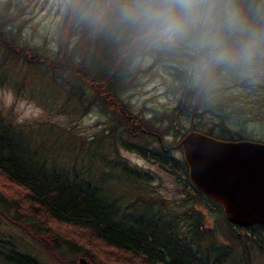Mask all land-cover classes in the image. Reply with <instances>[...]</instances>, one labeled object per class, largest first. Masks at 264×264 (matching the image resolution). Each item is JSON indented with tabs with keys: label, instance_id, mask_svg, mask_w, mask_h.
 <instances>
[{
	"label": "trees",
	"instance_id": "obj_1",
	"mask_svg": "<svg viewBox=\"0 0 264 264\" xmlns=\"http://www.w3.org/2000/svg\"><path fill=\"white\" fill-rule=\"evenodd\" d=\"M10 9L8 2L0 3V79L8 72L4 61L10 58L37 72L46 86L65 92L63 107L70 104L84 115L95 107L108 125L91 140L77 139L88 147L71 162L55 163L56 141L47 147L51 134L39 137L31 126L12 123L0 110V204L13 218L53 235L61 246L48 247L64 264H75L66 260L68 255H81L89 264H226L240 255L243 264H251L250 248L264 250V225L230 224L222 208L190 181L180 147L190 132L222 141H253L241 132L218 136L195 127L181 132L182 116L199 117L202 100L215 91L212 82L236 70L198 75L186 43L170 46L112 15L98 21L80 0H68L67 22L51 53L20 41ZM146 56L178 65L173 77L180 96L168 119L158 122L162 126L133 113L123 97L134 80V62ZM246 74L264 77V72ZM71 132L65 127L60 133L68 141L76 139ZM118 145L171 176L181 187L180 201L174 205L148 187L135 188L149 174L129 166ZM105 148L112 150L113 158L105 157ZM119 185L128 186L120 190ZM195 205L214 219L196 211ZM209 218L211 229L204 226ZM5 236L0 233V264H44Z\"/></svg>",
	"mask_w": 264,
	"mask_h": 264
},
{
	"label": "rangeland",
	"instance_id": "obj_2",
	"mask_svg": "<svg viewBox=\"0 0 264 264\" xmlns=\"http://www.w3.org/2000/svg\"><path fill=\"white\" fill-rule=\"evenodd\" d=\"M6 2L11 4L12 24L18 30L22 43L43 47L51 53L57 50L67 22L68 0H0L1 4ZM157 40L166 42L158 38ZM166 43L177 47V43ZM4 67L8 72L0 79L2 114L12 123L31 126L33 133L38 132L39 137L52 136L47 147L51 148L54 140L56 141V146H53L55 163L71 162L76 153L88 147L81 145L79 140H91L107 129L106 118L99 109L94 107L84 115L74 111L70 104L63 107L66 101L65 92L46 86L44 79L40 78L37 72L10 58L5 59ZM174 67L178 65L162 59L155 62L151 56L139 58L134 62V80L130 89L123 95L133 113L144 119H153L162 126V121L168 119L167 116H170L180 96L179 86L173 77ZM212 86L215 91L202 100L199 117L182 116L181 132L190 131L192 127L218 136L226 134V131L227 135L228 131L241 132L253 141L264 143V77L236 71L226 72L223 77L212 82ZM50 127L55 129L48 133ZM65 127H71V134L73 133L76 139L70 137L67 141L61 135L60 132ZM50 134L51 136H46ZM57 135H61L60 139ZM63 145L66 147H62ZM56 149L59 150L57 153ZM118 153L129 166L149 174V179L138 181L135 188L139 184L140 188L148 187V190L156 191L159 196L174 202V205L180 201L183 196L181 187L171 176L149 159L139 156L133 149L118 145ZM104 155L107 159L113 158L111 149L105 148ZM77 160L80 161L78 156ZM105 170L108 172V169ZM127 186L119 185L120 190ZM194 208L214 219V215L208 213L203 206L195 205ZM211 220L206 219L205 228H212ZM0 233L11 236L21 249L32 252L44 264H64L58 257L53 256L48 247L57 244L61 246L53 235L37 232L26 222L15 220L12 212L1 204ZM239 257L240 255H235L229 258L226 264H243ZM65 258L75 264H80L81 260L89 264L81 255H68ZM250 259L251 264H264V250L251 247Z\"/></svg>",
	"mask_w": 264,
	"mask_h": 264
},
{
	"label": "clouds",
	"instance_id": "obj_3",
	"mask_svg": "<svg viewBox=\"0 0 264 264\" xmlns=\"http://www.w3.org/2000/svg\"><path fill=\"white\" fill-rule=\"evenodd\" d=\"M96 20L112 15L149 36L186 43L198 75L264 72V0H80Z\"/></svg>",
	"mask_w": 264,
	"mask_h": 264
},
{
	"label": "water",
	"instance_id": "obj_4",
	"mask_svg": "<svg viewBox=\"0 0 264 264\" xmlns=\"http://www.w3.org/2000/svg\"><path fill=\"white\" fill-rule=\"evenodd\" d=\"M180 147L190 181L222 208L230 224L264 225V143L190 132Z\"/></svg>",
	"mask_w": 264,
	"mask_h": 264
}]
</instances>
